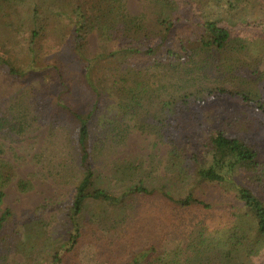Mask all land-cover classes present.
I'll use <instances>...</instances> for the list:
<instances>
[{"label": "trees", "instance_id": "1", "mask_svg": "<svg viewBox=\"0 0 264 264\" xmlns=\"http://www.w3.org/2000/svg\"><path fill=\"white\" fill-rule=\"evenodd\" d=\"M27 1L0 0V26L5 31L0 36L3 46L10 49L7 56L0 55V78L13 85L29 76H58L61 87L54 102L60 112L55 116L67 119V141L80 173L72 200L63 208L69 227L65 241L53 253V264H68L83 246L99 250L114 226L122 230L118 238L122 241L144 223L173 218L194 223L199 236L208 231L214 242L210 263L220 259L224 264H245L242 258H251L256 259L254 264H262L264 146L253 137L228 135L218 123L220 118L210 117L207 110L213 99L236 94L245 106L244 117L257 118L256 128L264 134V71L257 86L245 82L229 89L212 82L213 75L234 72L254 83L257 65L264 59V35L257 32L264 31L262 0H144L139 14L131 12L127 0H32L25 10L22 6ZM63 19L72 30L67 43L85 63L74 74L82 101L71 96L73 86L71 79L67 81L65 65H41L33 46L32 39L44 34L45 21L56 24L53 30L63 40ZM11 20L30 31L26 39L31 56L24 64L12 51L22 36L10 31ZM96 28L114 45L89 55L85 46ZM247 46L251 50L243 61L241 53ZM103 70H109L113 78L107 85ZM132 122L142 133H153L155 143L166 146V153L151 151L139 159L119 157L105 169L99 164V154L122 143ZM184 129L189 132L188 141L178 144L177 132ZM15 130L0 108V131ZM15 174L14 166L0 158V201ZM31 187L30 180H17L21 191ZM208 188L220 191L218 201L201 197L200 191ZM89 203L96 204L95 210L89 209ZM39 209L16 222L12 208L0 212V264L10 253L23 255L19 264L46 260L37 254L40 250H26L28 243L40 240L46 232L38 222L45 223L40 219L45 206ZM31 224L39 226L38 233L30 232ZM200 241L204 246L207 238ZM197 246L183 249L180 258L149 260L157 249L150 245L125 264H198Z\"/></svg>", "mask_w": 264, "mask_h": 264}, {"label": "rangeland", "instance_id": "2", "mask_svg": "<svg viewBox=\"0 0 264 264\" xmlns=\"http://www.w3.org/2000/svg\"><path fill=\"white\" fill-rule=\"evenodd\" d=\"M31 1H27L24 4L25 6L22 7L26 10L29 6L27 4H31ZM127 2L132 13L139 14L143 10L144 0H127ZM262 2L264 6V0ZM253 9L250 8V11L254 14L259 13L257 12L259 9ZM67 22L68 20L63 19L61 24L65 29V35L61 40L59 33L53 30L56 24H53V21H45L43 23L45 30L42 32L44 34L39 38L32 39L35 42L33 46L37 50V55H39L37 60L41 65L56 62L65 65L66 75H69L67 81L71 79L72 82L70 81V83L73 86L71 96L74 97L75 101H82V89L77 83L79 79L74 74L77 70H81V66L85 63L83 64L76 58L67 43L70 40L72 31L71 25ZM10 23V31L22 36L19 43L12 47V51L16 52L17 61L24 64L28 62L31 56L28 53L30 48L29 39H26L30 31L22 28L21 24L16 23V21L11 20ZM0 31L5 32L2 26H0ZM257 32L264 35L263 30L258 29ZM4 41L3 36H0V55L7 56L6 54L10 52V49L8 48V51L7 46H3ZM112 41L111 39L108 40L96 28L88 37L85 49L89 55L100 53L104 49H111L114 45ZM250 50V46L243 49V53H241L243 61L246 60L245 54ZM238 57L242 58L240 55ZM33 58L36 60L35 53ZM257 67L259 71L253 77L254 83L244 79V76L236 75L234 72L231 74L228 72L225 75L221 73L213 75L212 82L229 89H234V86L237 85L241 86L245 82L257 86L264 71V59ZM103 71H105L103 81L107 85L113 78L109 70ZM48 74L45 79H43L42 74L37 77L29 76L24 80L14 82L13 85H11V82L7 83L3 78H0V108L17 128L11 133L0 131V147L3 149L0 158L9 161L14 166L16 173L13 180L5 187L6 195L4 200L0 201V212L6 207L12 208L16 216L14 219L16 222L20 219L23 220L25 215L40 211L39 207L45 206L43 216L40 218L45 223L40 220L37 221L41 227L43 225L46 232L42 233L40 240H35V243H28L26 250L30 252L32 249L35 252L40 250L41 252H37V254H41L42 258L46 260H34L32 264H53V253L65 241L67 235L65 229L69 227L66 224L67 219L63 217V208L65 204L72 200L74 187L80 179L76 156L67 141V119L60 114L59 117L55 116V112L59 111L57 102H54L56 101L55 94L57 89L61 87V83L58 82V76H55V73ZM106 99L109 102L113 100L111 96ZM111 104L115 105L113 101ZM243 108L245 106L242 99L236 94L226 96L225 99L221 100L213 99L207 106L210 117L213 114V116L220 118L218 123L225 133L240 138L253 137L254 142L262 143L264 146V134L256 128L257 118L244 117ZM106 110H108L107 107ZM111 110L114 114V111H116L115 106H112ZM203 119L208 124L206 118ZM56 120L60 124L56 125L54 123ZM127 122L129 123V121ZM130 126L129 133L122 143L119 142V145L111 149L105 148L99 154L101 161V163L99 161V164L104 165L105 169H110L111 165H114L112 160L119 157L135 156L139 159L142 155H146L145 158H147V154L151 151L160 155L166 153V146L155 143L157 140L153 133L148 131L142 133L139 126H133V122ZM188 133L185 129L177 132L178 144L188 141ZM109 169L106 171L108 172ZM20 178L30 180L32 187L26 191L18 189L17 180ZM219 192L217 188H208L206 192L200 191V195L207 201H218ZM89 204V209L95 210L96 204ZM194 225V223L186 222V220L180 218H173L170 222L165 223L163 221L148 222L144 223L135 235H131V238L122 239V241L118 239L122 230L119 226H114L107 233L108 235L105 234L108 238L103 247L100 246L99 250H94L92 246H83L78 251V255L70 257L68 264H125L137 255L142 248L150 245H155L157 249L156 253H151L148 256L149 260L152 257H163L164 259L168 257L169 259L172 256H177L180 258L184 255L183 249L188 251L193 245H198V250L201 252V261L198 264H212L208 259L212 253L211 247H214L211 235L206 231L204 236H199V232ZM28 228H31L30 232L32 234H36L40 230L39 226L35 224H31ZM202 237L207 238L204 246H201L202 242L200 240ZM23 261L22 254L10 253L3 264H19ZM242 261L245 264H254L256 259L254 261L251 258H242ZM214 262V264H224L220 259ZM259 262L264 264V257H261ZM155 264H159V262L157 261Z\"/></svg>", "mask_w": 264, "mask_h": 264}]
</instances>
